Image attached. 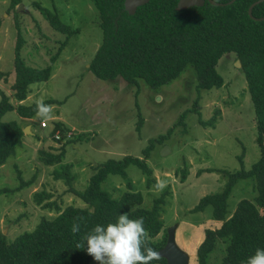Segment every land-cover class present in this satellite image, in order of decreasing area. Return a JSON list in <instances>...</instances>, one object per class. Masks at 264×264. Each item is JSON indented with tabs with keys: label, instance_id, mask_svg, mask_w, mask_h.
Here are the masks:
<instances>
[{
	"label": "rangeland",
	"instance_id": "obj_1",
	"mask_svg": "<svg viewBox=\"0 0 264 264\" xmlns=\"http://www.w3.org/2000/svg\"><path fill=\"white\" fill-rule=\"evenodd\" d=\"M11 1L0 0V91L13 97L20 45L21 60L33 68H46L50 58L57 56L51 80L34 84L27 103L49 99L63 103L53 106L52 119L45 120L49 133L40 128V122L32 125L33 135L39 134V138L28 137L24 151L0 170L2 189L20 186L18 172L29 182L28 188L0 196V231L14 241L34 230L42 217L56 215L36 205V192L52 195L49 201H56L61 210L70 205L87 207L70 192L66 181L54 180L52 173L59 165L45 167L39 162L40 151L60 154V147L71 133L73 141L65 147L62 165L72 167V188L83 192L109 160L147 158L153 171L150 178L167 181L163 191L156 190L154 184L149 187L148 177L134 165L126 170L128 178L109 175L102 189L115 199L129 191L139 192L144 198L143 207L150 209L166 194L160 208L164 230L177 226L178 247L189 254L190 264H198L197 249L205 231L219 228L221 222L212 219V207L193 210L204 197L225 190L228 177L222 170L249 171L262 156L255 108L242 66L231 54L222 57L218 71L225 84L212 90L198 88L194 70L159 89L146 83L137 87L122 78L99 80L89 70L103 40L92 0H21L16 9L10 8ZM50 15L77 33L70 37L60 33L49 20ZM16 118L14 113H7L3 121ZM212 120L213 126H208ZM53 121H61L71 129L67 139H51ZM208 169L217 171L205 172ZM256 195L251 180L238 181L229 196V215L240 201H253ZM163 234L157 240H162ZM224 250L225 245L219 243L211 261L219 263Z\"/></svg>",
	"mask_w": 264,
	"mask_h": 264
},
{
	"label": "trees",
	"instance_id": "obj_2",
	"mask_svg": "<svg viewBox=\"0 0 264 264\" xmlns=\"http://www.w3.org/2000/svg\"><path fill=\"white\" fill-rule=\"evenodd\" d=\"M179 1L151 0L139 7L134 15H130L125 10V0H92L98 12L103 40L89 70L99 80L122 78L137 87L146 83L152 89L169 85L181 75L194 70L198 88L212 90L222 88L225 84L218 71L222 57L231 54L241 63L255 108L262 156L249 171L229 173L222 170L228 177L225 190L204 197L193 211L199 212L212 207V219L222 222L219 228L205 231V238L197 249V263L215 264L211 261L212 254L219 249V243H223L225 250L221 261L216 264H242L249 256L254 255L257 248H264V21H257L249 16L251 5L260 0H237L232 5L223 7L205 0L202 7L178 11ZM213 1L228 4L232 0ZM20 3L21 0H12L10 8L16 9ZM49 17L60 33L69 37L77 33L57 16ZM253 17L264 18V2L254 7ZM19 47L20 45L16 51L13 97L0 91V170L24 147L28 137L39 138V134L26 135L24 129L27 126H31L33 131L32 125L40 122L44 127L40 126L42 130L48 129L49 133L50 129L46 128V121L36 115V103H27V99L34 84L51 80L52 65L56 63L57 56L50 58L46 68L37 69L21 60ZM43 102L52 106L63 103L53 99ZM7 113H14L16 120L3 121ZM37 117L39 120H34ZM200 122L206 125L202 120ZM52 123L54 128L49 134L51 139L54 141L59 131L60 138L56 139H67L71 129L61 121ZM209 125L213 126V120ZM72 137L74 136L71 134L68 142L60 147V154L40 151L39 162L45 167L59 165L52 173L54 180L66 181L70 192L79 197L87 207L70 205L61 210L56 201H49L52 195L36 192V205L41 206L42 210L54 211L56 215L42 217L34 230L24 232L14 241H9L3 231H0V264H91L95 260L88 255L86 242L80 248L77 244L82 242V237L95 225L115 222L123 212H128L133 219L144 218V227L150 237L149 244L156 251L159 252L166 246L168 232L164 230L160 213L166 194L156 200L150 209L143 207L144 198L139 192L129 191L115 199L101 185L109 175L128 178L126 170L131 165L145 173L149 187L155 185L156 180L150 178L153 171L146 162L147 158L126 156L119 160H109L99 168L89 186L80 192L72 188L75 177L71 175V165H62L66 155L65 147L73 141ZM151 147L145 150L146 157ZM213 171L217 170H205ZM18 173L20 186L14 190L0 188V196L28 188L29 182ZM240 180H251L257 195L253 201H240L229 215V196ZM77 218L80 231L74 234L71 229ZM162 232L163 239L159 241L157 238ZM152 264H167V261L160 257L153 260Z\"/></svg>",
	"mask_w": 264,
	"mask_h": 264
},
{
	"label": "clouds",
	"instance_id": "obj_3",
	"mask_svg": "<svg viewBox=\"0 0 264 264\" xmlns=\"http://www.w3.org/2000/svg\"><path fill=\"white\" fill-rule=\"evenodd\" d=\"M53 106L42 100L36 101V115L42 120L52 119ZM167 181L157 179L154 188L163 191ZM72 224V232L80 231L78 222ZM150 237L144 227V218H130L128 212L121 213L115 222L97 224L82 237L77 247L87 246V253L99 264H152L160 253L149 244ZM242 264H264V248H257Z\"/></svg>",
	"mask_w": 264,
	"mask_h": 264
},
{
	"label": "water",
	"instance_id": "obj_4",
	"mask_svg": "<svg viewBox=\"0 0 264 264\" xmlns=\"http://www.w3.org/2000/svg\"><path fill=\"white\" fill-rule=\"evenodd\" d=\"M151 0H125V10L130 14L134 15L137 11V9L141 6H144L148 4ZM211 4L215 6H226V5H232L237 0H232L228 4H218L215 3L213 0H208ZM264 2V0H260L255 2L251 5L249 8V16L257 21H264V18L262 19H256L253 17V9L256 5H259L260 3ZM205 3V0H180L177 6L178 11L186 10L191 7L197 6L202 7ZM22 8V6H20ZM237 64L241 66V63L237 61ZM24 133L26 135H32L31 126H27L24 129ZM167 148L164 150V153H166ZM176 228L177 226H173L168 229V240L166 243V246L159 251L160 257L164 258L167 261V264H190V256L185 251L181 250L177 243H176Z\"/></svg>",
	"mask_w": 264,
	"mask_h": 264
},
{
	"label": "crops",
	"instance_id": "obj_5",
	"mask_svg": "<svg viewBox=\"0 0 264 264\" xmlns=\"http://www.w3.org/2000/svg\"><path fill=\"white\" fill-rule=\"evenodd\" d=\"M26 143L24 144V147H26ZM24 147H22L18 152H17V154H16V156H19L24 150H22V149H24ZM16 156L14 157V159L16 158ZM222 223V222H221Z\"/></svg>",
	"mask_w": 264,
	"mask_h": 264
},
{
	"label": "built area",
	"instance_id": "obj_6",
	"mask_svg": "<svg viewBox=\"0 0 264 264\" xmlns=\"http://www.w3.org/2000/svg\"><path fill=\"white\" fill-rule=\"evenodd\" d=\"M43 125H44V123H43ZM71 134H69V136H68V138H71V136H70ZM56 138L57 139H59L60 138V134L59 133H57V136H56Z\"/></svg>",
	"mask_w": 264,
	"mask_h": 264
},
{
	"label": "flooded vegetation",
	"instance_id": "obj_7",
	"mask_svg": "<svg viewBox=\"0 0 264 264\" xmlns=\"http://www.w3.org/2000/svg\"><path fill=\"white\" fill-rule=\"evenodd\" d=\"M205 4V3H204ZM194 7H197V6H194Z\"/></svg>",
	"mask_w": 264,
	"mask_h": 264
}]
</instances>
